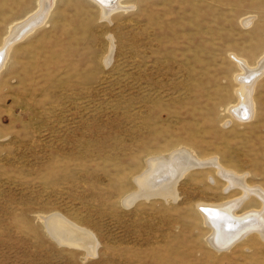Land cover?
Wrapping results in <instances>:
<instances>
[{"label":"rangeland","instance_id":"obj_1","mask_svg":"<svg viewBox=\"0 0 264 264\" xmlns=\"http://www.w3.org/2000/svg\"><path fill=\"white\" fill-rule=\"evenodd\" d=\"M39 1L0 0V264H264L257 234L216 251L201 214L244 197L221 169L264 189V73L253 116L231 112L248 78L237 61L256 69L264 52V0L116 1L127 9L106 19L89 0H49L7 44ZM181 149L222 167L192 169L174 199L126 203L150 159ZM52 216L95 254L56 242Z\"/></svg>","mask_w":264,"mask_h":264},{"label":"bare ground","instance_id":"obj_2","mask_svg":"<svg viewBox=\"0 0 264 264\" xmlns=\"http://www.w3.org/2000/svg\"><path fill=\"white\" fill-rule=\"evenodd\" d=\"M47 1L49 0L39 1L38 9L36 10L39 11L29 18L28 21L14 24L11 28H9L8 37L10 38L8 39L7 44L17 41L19 38L24 39L23 37L25 34H28L30 30L40 25V23L45 20L49 12ZM52 1L53 3L55 2L54 0ZM89 1L97 5L101 11L103 19H106V14L111 15L117 11L127 9V6L124 7L126 4L123 3L126 0ZM116 1H119V3L121 1L120 4L124 6L115 5ZM6 40L4 39L3 43H5ZM3 43L1 45L2 47L4 45ZM3 52L0 51V63L2 62L3 57H6V52L4 50ZM110 54L111 53H109L107 58L108 63L110 61ZM237 62L242 67L248 78L242 81V83L244 82L243 84L241 83L243 85V90H240L238 93V97L240 98V107H238V109H235L236 107H234L231 112L233 115H240L249 120L254 114L252 98L253 86L255 81L264 73V52H262L256 59V63L254 64L256 69H250L244 60ZM207 166H215L218 169L222 167L214 160L207 162L196 158L194 154L187 149L175 151L167 157H154L148 161L147 169L144 172V175L137 180V187L139 189L137 193L138 195L135 193L137 196H134V194L129 196L126 199V203L129 201L134 203L141 199H151L155 197H170L174 199L176 198L175 195H177L175 194V187L177 183L192 169H201ZM219 173L227 182L229 189L232 187L239 188V190H241L239 195L244 197H239L233 201L225 202L216 206L201 205V214L210 229L213 230L211 241L209 240L212 242L210 244H213V248L216 251L222 252L229 251V249H231L234 245L242 242V240L252 234L259 235L264 241V189L249 186L245 183L244 177L233 171L221 169ZM255 197L263 202L262 204L259 200L256 201L257 203L260 202L263 205L261 206L260 204L261 208H263L262 211H260L261 209L251 210L253 202H249V200ZM242 205L245 206L247 211H251H245L244 214H238V209L240 210V207H243ZM61 217L52 216L44 219V223H46V228L48 230L47 232L50 233V236L53 237L59 244H65L66 241L71 243H79V241H83L85 243L84 247L87 248L88 252H90L91 255L95 254L96 244L90 237L91 235L89 236L86 232L76 229L75 226L69 224L68 221H65L63 219L64 217Z\"/></svg>","mask_w":264,"mask_h":264}]
</instances>
